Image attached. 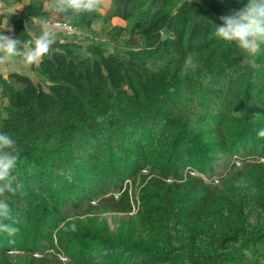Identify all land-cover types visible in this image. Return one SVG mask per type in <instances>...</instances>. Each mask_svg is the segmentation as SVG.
Returning <instances> with one entry per match:
<instances>
[{
  "label": "trees",
  "instance_id": "obj_1",
  "mask_svg": "<svg viewBox=\"0 0 264 264\" xmlns=\"http://www.w3.org/2000/svg\"><path fill=\"white\" fill-rule=\"evenodd\" d=\"M26 1L7 15L5 35L30 38L28 24L52 16L76 30L117 17L135 39L121 55L57 40L30 65L41 81L0 74V131L20 152L14 191L4 194L5 222L18 231L0 233V264H44L32 253L47 250L66 264H264V168L247 169L224 191L180 171L209 175L240 150L264 152V52L251 67L210 34L245 0H110L105 13L70 18L44 7L52 0ZM125 177L139 186L122 189ZM106 189L118 192L108 211L136 206L137 225L123 237L58 216ZM13 251L26 255L14 261Z\"/></svg>",
  "mask_w": 264,
  "mask_h": 264
},
{
  "label": "rangeland",
  "instance_id": "obj_2",
  "mask_svg": "<svg viewBox=\"0 0 264 264\" xmlns=\"http://www.w3.org/2000/svg\"><path fill=\"white\" fill-rule=\"evenodd\" d=\"M10 1L11 0H0V30L7 28V26L9 27L6 20L7 15L13 13L17 8L22 7L26 0H23L18 4H13ZM96 2V9L99 13H105L110 6V0H96ZM44 7L49 9L51 7V3L46 2ZM54 20L57 19L55 16H52L45 21ZM43 22L44 21L34 19L30 24L27 23L28 31L33 34L34 31L41 26V24H44ZM114 25L125 27L126 22L117 17L111 18L107 23L97 20L90 28H77V31L73 34L55 31V36L59 41H74L82 46L91 42L98 43L103 45L108 52L121 55L129 47V44H127L128 39L135 38L131 35L128 27H125L118 36H108V31ZM7 64H9L8 66H10V68L14 69H16L14 66H17L16 70L21 74H30V65L25 64L18 58L8 62ZM31 76L34 82L41 81L36 73H31ZM240 152L233 154L230 157H224L219 164L213 165L212 172H210L209 175L198 171L192 172L188 169V167L181 168L180 171L183 175L191 173L202 178V180L207 182L212 189L224 191L226 186H228L231 182H240V176H244L247 169H250L255 165H260L264 168V152L261 151L256 154H247L245 156H241ZM141 173H147V169L142 170ZM138 183V177H135L134 180L127 179L126 177L121 180L122 189H124L125 186L130 187V189H134L139 186ZM110 195L116 196L118 195V192H114L113 189H106L100 194L99 198L93 196L88 198H78L71 203V205L60 209L59 211L61 214L58 216L64 218L65 220L73 221L81 229L90 228L98 233L110 237H123L129 227L137 225V218L135 216L136 206L129 213L108 211L104 208V206L107 205L106 203L110 204ZM10 255L14 261H19L26 254L19 251H13ZM32 255L42 258L44 264H66L63 256L55 253L53 250H47L43 253L36 251L32 253Z\"/></svg>",
  "mask_w": 264,
  "mask_h": 264
},
{
  "label": "clouds",
  "instance_id": "obj_3",
  "mask_svg": "<svg viewBox=\"0 0 264 264\" xmlns=\"http://www.w3.org/2000/svg\"><path fill=\"white\" fill-rule=\"evenodd\" d=\"M51 7L57 14L70 18L95 11L97 2L52 0ZM219 19L220 23L211 21L210 34L219 41L234 45L242 57V64L255 67V58L264 52V0H245L239 10H231ZM56 42L55 30L46 23L41 24L30 38L5 35L0 31V63L18 58L27 65H38ZM257 135L264 138V128ZM19 155L16 139L7 132L0 131V233L8 237H13L18 229L5 222L11 217V209L4 194L14 191V170L18 165Z\"/></svg>",
  "mask_w": 264,
  "mask_h": 264
},
{
  "label": "built area",
  "instance_id": "obj_4",
  "mask_svg": "<svg viewBox=\"0 0 264 264\" xmlns=\"http://www.w3.org/2000/svg\"><path fill=\"white\" fill-rule=\"evenodd\" d=\"M43 23H46L48 27L54 29L55 31H62V32L69 33V34H73L77 31L74 26L70 25L67 22L61 21V20L44 21ZM23 24L25 25L26 22L23 21ZM3 66H4V63H0V74L2 73Z\"/></svg>",
  "mask_w": 264,
  "mask_h": 264
},
{
  "label": "crops",
  "instance_id": "obj_5",
  "mask_svg": "<svg viewBox=\"0 0 264 264\" xmlns=\"http://www.w3.org/2000/svg\"><path fill=\"white\" fill-rule=\"evenodd\" d=\"M27 1H25L24 3H23V5L26 3ZM23 7V6H22ZM22 7H19V8H17L16 10H20ZM9 25V24H8ZM11 27L9 26H7V28H5L6 30H9ZM33 35V34H32ZM9 64H7V63H4V66H3V69H2V76H5L8 72H11V71H15V72H17V66H14L16 69H14V68H10V66H8ZM18 73H20V72H18ZM31 73L33 74V73H36V72H34L33 70H31L30 69V74H27L29 77H31V79H32V76H31ZM37 74V73H36ZM38 76V75H37ZM39 77V76H38ZM40 78V77H39ZM33 80V79H32ZM34 81V80H33Z\"/></svg>",
  "mask_w": 264,
  "mask_h": 264
}]
</instances>
